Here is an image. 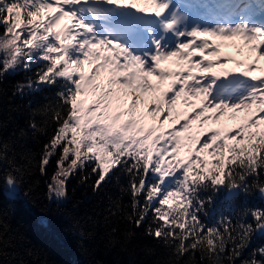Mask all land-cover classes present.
<instances>
[{
  "label": "snow or ice",
  "instance_id": "1",
  "mask_svg": "<svg viewBox=\"0 0 264 264\" xmlns=\"http://www.w3.org/2000/svg\"><path fill=\"white\" fill-rule=\"evenodd\" d=\"M99 5L145 23L159 20L163 35L147 29L153 50L141 51L143 26L98 15ZM177 12L171 0H0V81L39 65L35 79L18 83L16 94L40 86L55 90L36 112L44 119L29 124L32 135L48 137L40 174L55 162L49 199H66L78 175L81 183L91 180L94 191L115 178L120 196L110 216L143 228L174 258L167 264H264V246L244 257L254 234L264 232V207L245 205L211 225L204 219L211 212L209 193L221 187L233 198L254 190L264 196V26L241 15L188 28ZM169 62L175 70L164 66ZM238 78L254 86L245 91ZM209 122L216 127L205 133ZM8 150L0 140V161ZM19 171L0 166V181L18 186ZM117 232L109 233L113 246Z\"/></svg>",
  "mask_w": 264,
  "mask_h": 264
},
{
  "label": "trees",
  "instance_id": "2",
  "mask_svg": "<svg viewBox=\"0 0 264 264\" xmlns=\"http://www.w3.org/2000/svg\"><path fill=\"white\" fill-rule=\"evenodd\" d=\"M38 67L33 65L30 72L22 68L10 72L0 81V140L9 149L8 158L0 161V166L5 172L19 168L21 180L16 187L0 181V240L4 242L0 264H167L174 258L146 236L143 228L134 229L118 216H110L116 211L112 201L120 196L115 178L94 191L92 181L81 183L78 175L70 181L66 199L48 198L47 185L55 162L47 175L40 174L39 154L48 137L32 135L29 124L44 119L36 112L54 99L55 90L40 86L16 94L17 84L28 77L35 79ZM54 127L50 122L49 135ZM121 183L126 184L127 179L122 178ZM209 194L213 197L211 212L204 217L209 225L219 217L236 216L245 205L264 207V196L255 190L247 195L241 192L235 198L224 187ZM123 200L128 203L129 197L125 195ZM248 221L253 222L251 217ZM113 228L118 229L119 237L115 246L109 243ZM128 231H135V237L129 238ZM260 246H264V232L254 234L244 257Z\"/></svg>",
  "mask_w": 264,
  "mask_h": 264
},
{
  "label": "rangeland",
  "instance_id": "3",
  "mask_svg": "<svg viewBox=\"0 0 264 264\" xmlns=\"http://www.w3.org/2000/svg\"><path fill=\"white\" fill-rule=\"evenodd\" d=\"M261 4H262V12H264V0H262V2H260ZM226 51H231V50H226ZM262 63H264V62H262ZM261 75H264V73H261ZM244 80H245V82H247V85L246 86H240V88H243L245 91L246 90H248V89H250L251 87H253L254 86V84L251 82V81H249L247 78H244ZM189 111H191L190 109H189ZM198 126H199V122H196L194 125H193V129H197L198 128ZM216 125L215 124H212L211 122H209L208 124H205L204 125V127H203V131L205 132V133H208V132H210L211 131V129L212 128H214Z\"/></svg>",
  "mask_w": 264,
  "mask_h": 264
},
{
  "label": "bare ground",
  "instance_id": "4",
  "mask_svg": "<svg viewBox=\"0 0 264 264\" xmlns=\"http://www.w3.org/2000/svg\"><path fill=\"white\" fill-rule=\"evenodd\" d=\"M102 13H109V14H114L116 13V10L114 8H112L111 10H106L104 12H98L97 14L98 15H101ZM103 19H104V16L102 15V19H101V23H103ZM165 67H171L175 70V64L172 63V62H169L168 64L164 65Z\"/></svg>",
  "mask_w": 264,
  "mask_h": 264
}]
</instances>
